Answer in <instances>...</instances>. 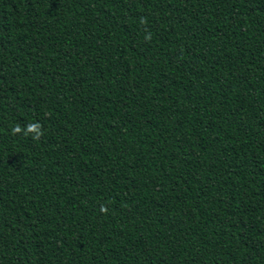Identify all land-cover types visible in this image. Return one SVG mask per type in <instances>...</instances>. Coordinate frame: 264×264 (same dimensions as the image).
I'll list each match as a JSON object with an SVG mask.
<instances>
[{
    "label": "trees",
    "instance_id": "obj_1",
    "mask_svg": "<svg viewBox=\"0 0 264 264\" xmlns=\"http://www.w3.org/2000/svg\"><path fill=\"white\" fill-rule=\"evenodd\" d=\"M0 264H264V0H0Z\"/></svg>",
    "mask_w": 264,
    "mask_h": 264
},
{
    "label": "clouds",
    "instance_id": "obj_2",
    "mask_svg": "<svg viewBox=\"0 0 264 264\" xmlns=\"http://www.w3.org/2000/svg\"><path fill=\"white\" fill-rule=\"evenodd\" d=\"M146 38H150V37H146ZM21 132H23V135L26 137L31 135V138L33 140H39L43 135L42 126L38 122L29 123L24 127V129H22L19 125H16L12 128L13 135L19 134ZM102 211H106V209L102 208Z\"/></svg>",
    "mask_w": 264,
    "mask_h": 264
}]
</instances>
